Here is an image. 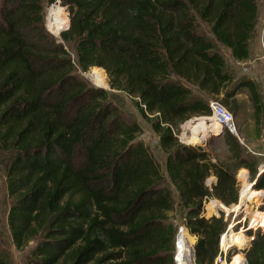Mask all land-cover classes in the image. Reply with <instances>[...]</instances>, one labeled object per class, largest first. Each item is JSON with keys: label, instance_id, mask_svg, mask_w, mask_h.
Returning <instances> with one entry per match:
<instances>
[{"label": "trees", "instance_id": "trees-1", "mask_svg": "<svg viewBox=\"0 0 264 264\" xmlns=\"http://www.w3.org/2000/svg\"><path fill=\"white\" fill-rule=\"evenodd\" d=\"M48 1L69 12L61 41L44 27L41 0H0V147L9 155L7 225L14 247L35 241L25 264H174L172 187L185 209L184 225L197 236L195 263L214 264L226 221L205 218L203 200L236 203V171L248 169L253 180L257 162L225 129L227 159L184 144L175 131L209 119L210 100L237 116V95L244 92L261 124L257 82L236 79L220 51L249 59L258 1ZM261 38L264 49V26ZM92 67L104 69L109 88L125 92L157 135L165 173L138 139L141 125L107 89L79 76ZM255 185L264 189V171ZM184 236L183 250L193 240ZM245 258L264 264V232L253 235ZM0 264H14L1 243Z\"/></svg>", "mask_w": 264, "mask_h": 264}, {"label": "rangeland", "instance_id": "rangeland-1", "mask_svg": "<svg viewBox=\"0 0 264 264\" xmlns=\"http://www.w3.org/2000/svg\"><path fill=\"white\" fill-rule=\"evenodd\" d=\"M257 1H258V9H259L258 20H257V25L254 29L252 38L250 40L251 59L254 60L253 61L254 63L236 65L232 63L231 57L228 51L226 49H222V51L226 52V54L228 55V59L230 60L231 65H233L234 75L236 79L240 78L243 75H247L253 78L256 82L258 80L259 82L258 86L261 92L262 100L264 102V50H263L262 38H261V33L263 30V26H264V0H257ZM41 2L44 8V27L46 31L61 41L60 33L66 30L69 25V12L67 10V7L64 5H61L58 1L56 3H50L48 0H41ZM56 6L57 7L59 6L60 8H62L65 15L67 16V24L64 25L65 27L64 26L62 27V29L60 30L58 34H54L50 31L48 27V21H47L49 18V12L51 8L56 7ZM66 48L70 53H72L71 55H73L74 57V46L69 43L67 44ZM93 68H96V67H92L87 71L79 70L78 74L82 79L86 80L91 85L96 86V87H104L105 89H107L108 92L111 94V98L120 106L125 116L136 120L141 125L143 131L138 137V139L142 140L143 143L150 148V151L152 152V154L158 161L162 172L165 173L164 162H165L166 154L160 147L157 135L152 131L149 124L146 123L140 117L136 107L134 106L132 102V99L125 92L111 90L108 87L107 75L103 69L101 71V74H104L103 79H104L105 86H99L90 79L89 74L94 70ZM237 98L242 102V106L237 116L233 115L234 122L236 125V132H237V135H234V136L237 138V140L241 144L242 149H243V154L246 156H249L250 159L256 160L257 174H258L261 167L264 168V116L262 118L261 124L257 126L254 123L251 103L249 101V98L246 92L238 94ZM209 121L210 119H208L207 123H209ZM188 124H192V123H190L189 121L184 122L183 124L179 126L178 130L175 131L180 141H182L184 144H190V145L200 144L204 148H207L212 155L217 156L219 159H227V157L229 156V151L227 149V146L224 142L223 137L221 136L223 134V129H221L222 131L220 134H218V132L215 130L211 133L210 129L207 131H204L205 133L203 132V136L200 141H197L196 143L195 142L190 143L188 142V140H186V136H190L192 133L191 130H194V128L193 127L190 128ZM201 133L202 132H199V135ZM8 160H9V155L5 151H3L0 147V243L3 247L7 248L10 251L14 264H25L27 256L29 255L30 251L35 245V241H30L29 244L22 250H17L12 243L11 235H10L8 225H7V213H8L11 199L8 196V193L6 190V184H5V170H6ZM242 171L245 172L246 180L248 181L250 185L249 189H253V190L257 189L255 185L251 186V183L253 182V180L250 178L248 169L243 168V167L239 168L236 171V182L238 186L237 187L238 188V201L230 205H225L221 202L223 204V209L227 211L226 214L223 211L220 212V214L223 216V220L226 221V229L228 225L233 226L232 228L229 229L228 233H226V235L223 236L224 238L222 241V246L224 248L225 247H229V248L226 251L224 250L222 251L221 258L227 261V262H223L222 264H228L231 261L241 259V258L245 259V250L247 248V244L250 243L248 241L247 234L254 235L258 230L264 232V225H258L259 222L261 221L258 217H262L264 219V215H262V213H264V199H261L262 197H264V189L261 190L263 191V194L261 195V197L260 196L258 197L259 198L258 200L254 201L253 203L248 202L247 203L248 206L246 205L247 207L240 205L239 204L240 193H241V189L243 186L242 176H240V173ZM208 178L209 180H211V189H212V184L215 182V179L213 176H210ZM208 178L206 179L205 184ZM206 186L208 187L207 184ZM171 190L175 196L176 203H175L174 210L169 214V216H170L171 221L174 224V227L176 228L177 222L183 221V218L185 216V209L179 203L176 191L172 187H171ZM214 207L215 205L213 204L209 206L212 212L215 210ZM250 219H251V227L250 229H248L247 234H245V232H243V230H240V229L243 226H246V225L248 226L250 224ZM232 232H235L238 235L242 236L244 239L243 243L241 244L233 243L230 245H224V241L227 238V235H229ZM187 235L191 236L193 240L190 243L189 242L186 243V245H188V247L193 248L197 240V236L191 233ZM182 238L185 239V236H183ZM174 240H175V236H174ZM176 249L178 252L177 254H179L182 251H185L183 250V248L181 249V247L179 246V243L177 244ZM219 250H220V246H219ZM236 254H239L236 257H240V258L232 259L231 257ZM173 256H174V250H173ZM219 263L220 262H218V264ZM180 264H196L195 255L193 256V261L191 259H186L185 257L181 258Z\"/></svg>", "mask_w": 264, "mask_h": 264}, {"label": "bare ground", "instance_id": "bare-ground-1", "mask_svg": "<svg viewBox=\"0 0 264 264\" xmlns=\"http://www.w3.org/2000/svg\"><path fill=\"white\" fill-rule=\"evenodd\" d=\"M47 21H48V27H49L50 31L54 34H58L60 32V30L62 29V27L67 24V16L65 15L62 8H60L59 6L58 7L56 6V7L51 8V10L49 12V18ZM93 69L94 70L89 74L90 79L95 84H97L99 86H105L104 85V79H103L104 74H101L102 69L97 68V67L93 68ZM207 121H208V119L206 120V122H205V120L201 119L198 122L188 124V126H190V128L193 127L194 130H191L192 133L190 136H186V140H188V142H190V143L191 142L196 143L197 141H200L202 139L204 131H207L210 129V132L212 133L214 130L218 132L221 129L220 126L215 124L214 122H211L209 124V123H207ZM199 132H202V133L199 135ZM240 176H242L243 186H242L241 193H240L239 204L242 206H246V205L248 206L247 203L248 202L253 203L254 201L258 200L259 199L258 197L259 196L261 197V195L263 194V191L258 190V189H256V190L249 189L250 185H249L248 181L246 180L245 172L242 171L240 173ZM213 205H215V204H213ZM212 208H213V206H212ZM185 234H187V233H185ZM225 235H226V233H225ZM225 235H223V236H225ZM223 238L224 237H222V239ZM243 241H244V239L242 236L238 235L235 232H232L229 235H227V238L224 241V245H230L233 243L234 244H241V243H243ZM221 248H222V250H226L229 247L224 248L222 246V243H221ZM176 251H177V249H176ZM177 255L179 257V264H180L181 258H183V257H185L186 259L193 260L192 259L193 258L192 247H187V249H185V251H182ZM228 264H243V260L237 259V260L231 261Z\"/></svg>", "mask_w": 264, "mask_h": 264}, {"label": "built area", "instance_id": "built-area-1", "mask_svg": "<svg viewBox=\"0 0 264 264\" xmlns=\"http://www.w3.org/2000/svg\"><path fill=\"white\" fill-rule=\"evenodd\" d=\"M209 106L211 109V116L209 117V119H210L209 123L214 122L215 124L219 125L221 129H225L227 132H229L232 135H237L236 125L234 122L233 114L223 104H221L220 102H218L216 100H210ZM206 184L208 185L209 190H211V180H209V178H208ZM261 199H264V197H262ZM212 204H215V207H214L215 210L213 212H211L208 209V207L211 206ZM222 211L225 214L227 212L223 209V204L221 203V201L219 199H217L213 196H210V197L206 196L204 198L203 206H202V215L205 218L206 217L210 218L213 216L214 217H220L221 216L220 212H222ZM232 227H233L232 225H228L227 229H225L226 231L223 232L219 237L218 254L214 258V264H218V262H220L219 264H222L223 262H227L221 258V254L223 251L221 248V243H222L223 235H225V233H227L229 231V229ZM250 227H251V219H250V224L248 226L246 225V226L241 227L240 230H243V232H245V234H247V231H248V229H250ZM185 233L190 234V232L188 231V229L184 225L183 221L177 222L176 232H175V240H174V257H173L174 258V264H179V257L177 255L178 252L176 251V248H177L179 238L183 237ZM247 237H248L249 242L253 239L252 234L251 235L247 234ZM219 246H220V250H219ZM226 250H224V251H226ZM192 254H193V248H192ZM244 261H245V259H244ZM243 264H246V263L244 262Z\"/></svg>", "mask_w": 264, "mask_h": 264}, {"label": "crops", "instance_id": "crops-1", "mask_svg": "<svg viewBox=\"0 0 264 264\" xmlns=\"http://www.w3.org/2000/svg\"><path fill=\"white\" fill-rule=\"evenodd\" d=\"M262 46H263V45H262ZM226 50H227V49H226ZM263 50H264V49H263ZM220 51L223 52L222 49H220ZM227 51H228V53H229V55H230V51H229V50H227ZM223 54H224V56H225V59H226L227 64L230 66L231 70H232L233 73H234L233 65H231L230 60L228 59V55L226 54V52H223ZM230 57H231V55H230ZM231 61H232V63H234V64H236V65H240V64H248V63H250V64H251V63H254V62H253L254 60L251 59V53H250L249 59L246 60V61H244V62L236 61V60H234L232 57H231ZM244 74H246V73H244ZM257 83H258V85H259L258 80H257Z\"/></svg>", "mask_w": 264, "mask_h": 264}, {"label": "water", "instance_id": "water-1", "mask_svg": "<svg viewBox=\"0 0 264 264\" xmlns=\"http://www.w3.org/2000/svg\"><path fill=\"white\" fill-rule=\"evenodd\" d=\"M68 28V27H67ZM104 70V69H103ZM108 87H109V85H108ZM102 88H104V87H102ZM221 129L218 131V134H220L221 133ZM264 171V168H262L261 167V169L259 170V172H258V174L256 175V177H255V179H253V182L251 183V186H253V185H255L256 184V179H257V177L260 175V173L261 172H263ZM256 186V185H255ZM258 188V187H257ZM258 189H260V188H258ZM247 247H248V244H247ZM194 251H195V249H194V246H193V256H194ZM246 259V258H245ZM245 263H246V260H245Z\"/></svg>", "mask_w": 264, "mask_h": 264}]
</instances>
